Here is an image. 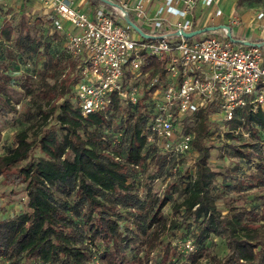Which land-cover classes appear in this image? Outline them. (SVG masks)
Wrapping results in <instances>:
<instances>
[{
	"label": "trees",
	"instance_id": "16d2710c",
	"mask_svg": "<svg viewBox=\"0 0 264 264\" xmlns=\"http://www.w3.org/2000/svg\"><path fill=\"white\" fill-rule=\"evenodd\" d=\"M40 20L48 34L50 22ZM56 34L50 35L52 39L58 38ZM24 37L30 40L27 49L31 54L45 56L38 77L28 73L22 82L30 92L27 84L37 77L38 117L17 131L14 144L0 154V177L8 184L22 185L30 211L15 217L0 216L1 258L11 264H170L179 252L164 243L162 233L167 238L181 237L180 230L193 223L197 238L192 247L213 236L224 238L227 250L222 256L213 254L210 246L185 251L190 264H200L201 260L210 264H264L263 109L240 111L250 129L249 139L225 132L222 146H216L230 148L238 158L232 171L238 181H243L241 162L249 164L253 182L246 183L259 187L244 196L251 195L253 203L227 204L226 211L218 207L224 191L216 183L219 172L210 165V151L215 146H207L203 140L207 114L216 110L211 105L200 110L194 126L193 145L198 151L195 169L189 172L185 166L178 167L166 182L162 197L156 196L151 182H144L147 170L157 167V173L147 176L156 178L169 167H165L164 153L146 144L141 134L143 113L151 110V104L141 99L134 106L124 105L114 94L108 109L114 120L103 112L83 115L74 91L78 79L75 58L63 47L51 50L41 36L30 38L22 20L17 47ZM148 59L146 67L152 68L153 74L162 62L155 57ZM73 70L75 75L70 77ZM7 71L6 67L0 70V118L15 111L7 92L12 85ZM238 121L235 117L228 127ZM117 133L122 139L116 144ZM2 138L0 128V142ZM136 164L142 172L136 170ZM234 187L245 189L242 184ZM179 191H183L181 197L170 204L179 217L171 218L162 208Z\"/></svg>",
	"mask_w": 264,
	"mask_h": 264
},
{
	"label": "built area",
	"instance_id": "2783aa9c",
	"mask_svg": "<svg viewBox=\"0 0 264 264\" xmlns=\"http://www.w3.org/2000/svg\"><path fill=\"white\" fill-rule=\"evenodd\" d=\"M110 1L112 4L103 3L89 15L72 7L70 0H41L44 20L50 22L48 35L63 34V49L76 60L74 91L83 115L103 112L114 120L115 115L108 111L114 94L124 105L134 106L141 99L149 102L151 110H144L141 134L146 144L165 155L168 171L153 179L163 189L178 167L185 166L189 172L195 169L194 126L203 107H216L207 114L208 129L203 137L207 146H222L225 132L250 138L240 111L264 110V44L234 43L224 29H218L219 34L206 31L196 38L183 36L181 31L195 29L197 3L206 7L214 0H162L152 15L147 13L149 0ZM126 13L150 36L134 29L125 20ZM221 15L217 7L210 18ZM228 23L237 25L239 20L229 17ZM260 25L264 28L263 18ZM148 57L162 62L153 74L146 67ZM235 117L239 121L229 128ZM135 167L143 171L140 165ZM184 243L192 249L189 240Z\"/></svg>",
	"mask_w": 264,
	"mask_h": 264
},
{
	"label": "rangeland",
	"instance_id": "374dc122",
	"mask_svg": "<svg viewBox=\"0 0 264 264\" xmlns=\"http://www.w3.org/2000/svg\"><path fill=\"white\" fill-rule=\"evenodd\" d=\"M13 2L14 7L10 6L8 3ZM7 5V10L3 9V5ZM0 4V70L6 67L8 74L11 75L12 85L8 88V93L12 98V104L15 105V111L10 113L7 116L0 118V128H2V140L0 142V154L5 152L6 148L10 145H13V136L14 134L28 126L29 124L35 122L38 117L37 106L40 103V98L38 95L37 89V77L39 71L42 69L44 55L43 54H31L28 51L27 45L30 41L27 38L22 39V44L17 47L16 40L19 36L20 21L24 20L27 23L28 34L30 38L43 39L45 43L48 44V47L51 50H63L62 49V39L63 34L57 32L56 36L58 38H53L52 36L44 33L46 27L44 23L40 20L41 13L39 10H33L31 6L25 4L23 8L17 9L16 1L2 0ZM220 8L224 16L235 17L239 20V23L229 24L231 32L236 37L242 36H251L254 38L260 39L261 36H264V28L260 25V19H264V0H214L213 3L209 6L202 7L200 4H197L194 10L196 17V24L202 25L203 22H207L210 15H213L214 6ZM261 13L262 17H259L258 14ZM7 14V15H6ZM38 16H40L38 18ZM226 20V17L224 18ZM205 20V21H204ZM212 24V23H211ZM218 24V23H217ZM221 30V29H220ZM220 30H214L213 33L219 34ZM43 33V34H42ZM198 37V34L194 35L193 38ZM256 40V39H255ZM59 50V51H60ZM72 70V68H69ZM68 72V71H66ZM75 70L69 72V76L72 77V74L75 75ZM28 73H36V78L31 79L28 82L27 87H29L30 92H28L23 86L22 82L24 77L28 76ZM25 74V75H24ZM36 79V80H35ZM37 90V91H35ZM18 104V105H16ZM260 136L264 140V131H260ZM121 136L117 133L115 142L116 144L121 140ZM35 155L39 154L37 148L35 149ZM256 160V158H252ZM238 158L233 155V152L230 148L224 147H214L210 151V165L214 170L219 172L217 176L216 183L220 184L223 188V198L218 203V207L226 211L227 204H250L253 203L251 195L245 197L247 192H255L259 185L253 186L250 183L253 182L251 177H249L250 172H248L249 164H246L242 161L244 173L243 177H240L243 181H238L234 178L233 167L237 162ZM157 167L153 166L147 170V176L150 173H157ZM145 176L144 182H149L151 185V192L156 196L163 195L162 193V184L158 180H151ZM153 176V175H151ZM249 177V178H248ZM147 180V181H146ZM240 180V179H239ZM235 184H242L244 191H238L234 187ZM250 185V186H247ZM22 185H11L5 182L4 178L0 177V216L1 217H15L18 214L24 211H30V208L27 206V195L22 189ZM250 190V191H248ZM183 191H179L173 194L170 198V203L163 206L162 210L169 217L179 215H174L171 210V205L173 200L180 198ZM249 194V193H248ZM245 195V196H244ZM262 217V216H261ZM264 221V216L263 219ZM196 226L192 223L190 224L189 229L180 230V239L172 238L166 236V233H162V238L164 243H169L170 246L176 248L179 252V256L173 255L171 258L170 264H190L189 260L186 259V252L188 247L184 244L185 241L189 240L190 245L194 240H196L197 232ZM192 241V242H191ZM201 246H210L213 254L222 256L226 252V242L224 238L210 236L198 243H194L191 251H194ZM188 248V249H187ZM133 253V251H130ZM160 258V257H157ZM159 260V259H158ZM0 264H11L9 261L0 257ZM200 264H210L207 260H201Z\"/></svg>",
	"mask_w": 264,
	"mask_h": 264
},
{
	"label": "crops",
	"instance_id": "0c3cea01",
	"mask_svg": "<svg viewBox=\"0 0 264 264\" xmlns=\"http://www.w3.org/2000/svg\"><path fill=\"white\" fill-rule=\"evenodd\" d=\"M10 1H16L17 2V4H16L17 9L15 11H19L20 8H23L24 5L27 4V5L31 6V8H33V10H39L40 13H41V17L44 20V13H43L44 9L42 8L41 0H10ZM70 2H71V6L72 7L77 8V9H81L82 11L86 12L89 15H92L93 12L95 11V9L98 8L100 5H102L104 3L102 1H97V2L93 3L91 0H72V1L70 0ZM161 2H162V0H149V1H147L146 2L147 13L149 15H152ZM1 3H2V0H0V4ZM8 4L10 6H12L13 2L8 3ZM106 4H108V3H106ZM197 4H200V3L198 2ZM1 6L5 10H7V8H8V7H6L7 5H5V4H1ZM12 7H14V6H12ZM106 7H108V6H106ZM202 7H205V6H202ZM216 8L217 7L215 5L214 9H216ZM166 17H168L170 19H176V17H173L170 14H166ZM225 17H226V20L224 19ZM228 18L229 17L224 16V14L222 13L221 16H217V17H215L213 19H209L208 18L207 22L204 20L205 22H203L202 25H199V24H196V17H195V13H194V27L195 28H200V27H203V26H206V25H211V23L212 24H217V23L227 22ZM242 37H246V36H242ZM261 37L264 38V36H261ZM246 38L252 39V38H254V36L251 35L249 37L247 36ZM262 38H260V39H262Z\"/></svg>",
	"mask_w": 264,
	"mask_h": 264
},
{
	"label": "water",
	"instance_id": "95a60500",
	"mask_svg": "<svg viewBox=\"0 0 264 264\" xmlns=\"http://www.w3.org/2000/svg\"><path fill=\"white\" fill-rule=\"evenodd\" d=\"M104 3H108V4H112V2L110 0H100ZM125 20L134 28L136 29L142 36L144 37H149L150 35H148L147 33H145L137 24H135V22H133V20L130 18V16L126 13L125 14ZM217 29H224L226 32L227 37H229L234 43H240V44H245V45H250V44H256V45H263L264 44V40H259L257 42H252L250 40H246V39H241V38H235L232 35L231 32V28L229 26V24L226 23H218V24H211V25H206L200 28H195L191 31H181V33L183 34V36L190 38L196 34H200L206 31H214ZM175 33H178V31H175Z\"/></svg>",
	"mask_w": 264,
	"mask_h": 264
}]
</instances>
